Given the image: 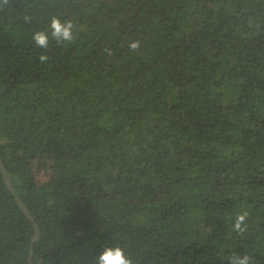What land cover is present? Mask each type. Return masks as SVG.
I'll return each instance as SVG.
<instances>
[{
	"label": "trees",
	"instance_id": "1",
	"mask_svg": "<svg viewBox=\"0 0 264 264\" xmlns=\"http://www.w3.org/2000/svg\"><path fill=\"white\" fill-rule=\"evenodd\" d=\"M53 15L76 39L38 48ZM0 159L33 264H264V0L0 4ZM32 236L0 174V264Z\"/></svg>",
	"mask_w": 264,
	"mask_h": 264
},
{
	"label": "clouds",
	"instance_id": "2",
	"mask_svg": "<svg viewBox=\"0 0 264 264\" xmlns=\"http://www.w3.org/2000/svg\"><path fill=\"white\" fill-rule=\"evenodd\" d=\"M10 0H0V4L7 6ZM31 16H24L25 23H31ZM75 25L71 20H61V17L53 15L50 17L48 24L44 29L35 31L32 34V40L36 47L48 49L51 42H55L58 46H66L74 43L76 36L74 34ZM129 50L136 53L140 48V41L130 42ZM111 53L109 52V55ZM49 59L47 55L41 54L39 60L41 63ZM248 216L247 212L238 214L233 224V231L243 234L246 231L245 221ZM95 264H133V260L128 257L123 248L120 246L106 247L97 256ZM230 264H253L252 259L248 255H233L230 258Z\"/></svg>",
	"mask_w": 264,
	"mask_h": 264
},
{
	"label": "water",
	"instance_id": "3",
	"mask_svg": "<svg viewBox=\"0 0 264 264\" xmlns=\"http://www.w3.org/2000/svg\"><path fill=\"white\" fill-rule=\"evenodd\" d=\"M0 174L2 176V179H3V182H4L5 186H6V188L8 189V191L10 192L12 197L14 198V201L17 204L18 208L24 214V216L28 219V221H30L31 224H32L33 236H32V240H31V243H30L28 264H33L32 263V253H33V249L32 248H33L34 242L40 237L39 226L35 222V219L32 216V214L30 213L29 209L26 207V205L22 202L20 197L14 191V188H13V185H12V182H11V178H10V174L8 173V171L5 168V166H4V164H3L1 159H0Z\"/></svg>",
	"mask_w": 264,
	"mask_h": 264
}]
</instances>
